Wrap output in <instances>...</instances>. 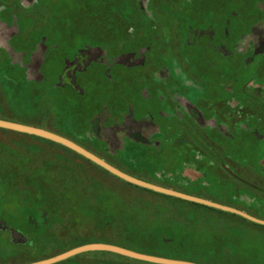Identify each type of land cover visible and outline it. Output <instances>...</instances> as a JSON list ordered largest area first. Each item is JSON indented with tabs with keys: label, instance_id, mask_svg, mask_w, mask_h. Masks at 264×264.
Returning <instances> with one entry per match:
<instances>
[{
	"label": "rangeland",
	"instance_id": "rangeland-1",
	"mask_svg": "<svg viewBox=\"0 0 264 264\" xmlns=\"http://www.w3.org/2000/svg\"><path fill=\"white\" fill-rule=\"evenodd\" d=\"M17 2L0 0L9 11H2L0 16L10 20L14 15L22 22L23 37L27 39L49 31L58 37L62 53L86 43L95 54L105 49L108 56L115 57L146 49L148 59L146 65L140 67H126L114 63L116 60L112 58L105 67L95 64L89 67L88 74L80 75L74 91L70 88L26 90L16 83L3 86L4 97L11 99L17 111L29 110L32 117H44L40 114L43 109L48 113L47 124L52 129L141 179L173 186L192 183L193 189H201V193L213 197L219 192L214 194L210 189L215 192L217 184L223 189L221 184L224 183L235 192L242 189L240 201L251 209L264 205L263 200L251 196L248 185L233 178L221 166V161L225 162L244 180L260 186L264 180V145L251 139L233 142L215 128L217 122L234 130L241 127L242 122L250 125L256 122L258 128L264 123V104H260L264 102V54L261 55L264 47L257 50L256 61L245 67L243 60L253 55L251 49L237 53L236 60L231 61L211 50L197 51L196 46L186 42L190 26L220 18L221 22L227 17L233 18L232 38L250 31L254 23L264 24V0H150L154 19L149 21L142 16L137 0H41L31 10H23ZM232 11L237 12L235 16ZM262 24L257 26L255 34L244 37V45L250 41L256 43L257 36L264 30ZM2 32L0 28V36ZM157 54L168 59L176 56L191 78L208 85L202 93L186 87L180 89V93L190 94L205 116L211 117L213 125L196 133L189 126L177 127L180 121L176 118H166L161 121L162 129L166 131L170 125L177 131L172 132L171 137L165 136L162 145L158 128L144 124L143 130L157 135L152 146L159 152L141 146L138 137L135 141H126L125 150L111 156L103 150V139L101 142L95 137L94 128L100 133L97 120L100 118L112 125L118 122L114 117L131 108L138 109L137 117L147 111L141 91L144 88L152 92L165 91L157 74V68L165 62ZM61 66L60 60L54 61L50 78L53 82L56 80L53 74ZM226 66L233 68L236 74L247 72L251 76L246 107L233 100L223 87L226 76L222 73ZM107 68L110 73L106 72ZM164 73L169 70L165 69ZM153 104L156 110L160 108L159 104ZM121 138L119 134L120 144ZM19 141L28 145L21 152L22 156L14 153L13 143ZM19 180H22L21 187L13 188L12 183ZM224 195L228 201L236 202L228 191L221 197ZM258 196L264 198L261 193ZM0 201L1 205L5 203V212L10 215L20 209L28 218L34 213L33 222L22 215V230L30 232V241L23 233L14 239L13 243L22 244L17 248L9 241H0V264H28L98 241L149 246L140 249L163 252L165 248L155 237L171 241L178 232L180 239L191 247L183 252L185 256L211 261L208 249L232 239L220 251L225 255L239 252L233 255L234 264H264V230L236 218L211 215L205 210L150 194L113 177L73 150L3 128H0ZM41 212L48 213V217H40ZM261 215L264 216V212ZM196 235L198 239L194 240ZM212 249L214 255H219V249ZM89 252L60 264H141Z\"/></svg>",
	"mask_w": 264,
	"mask_h": 264
},
{
	"label": "flooded vegetation",
	"instance_id": "flooded-vegetation-1",
	"mask_svg": "<svg viewBox=\"0 0 264 264\" xmlns=\"http://www.w3.org/2000/svg\"><path fill=\"white\" fill-rule=\"evenodd\" d=\"M40 1L41 0H21V8L23 10H31L37 7ZM137 3L144 19L146 21L153 20L154 9L150 4V0H137ZM1 8L2 11H8L6 10L7 8H4V6H1ZM236 13V11L231 12L232 16H235ZM0 18L6 20L1 16ZM220 20L207 22V24L204 25H196V27L190 26L191 30H189V37L188 39H186V42L190 45L196 46L197 51L201 52L211 50L213 52L219 53L225 59L231 61L236 60L235 57L237 53L240 54L246 49H251L253 50V55L251 54L249 56H246L243 60L245 67L251 66V64L256 61V56H258L257 50L264 47V30H262L263 32L260 36H257L256 43L250 41L249 43L244 45L242 41L245 36L255 34L257 26L262 23H254L250 25V31L241 32L235 38H232L231 30H233L234 27L233 18L227 17L223 20V22H221ZM3 23H1L0 26V28H3V32L1 33L2 36H0V43L1 45H3L7 41L8 46L6 50L10 56V59L18 63L19 65H22V75L27 82L26 84H24V88L27 90L31 88L42 90L43 88H45L48 89V91H52L59 88H63L64 90L70 88L72 91H74L75 84L78 82V78L80 77V75L85 76L86 74H88L90 70L89 67H92L95 64H98L96 67L107 66L109 64V59L111 58L116 60L114 63H120L122 65L124 64V66L126 67L145 66L148 62L146 49H139L134 52L132 51L127 55L120 54V56L115 57L108 56L105 49H101L99 54H95L89 49L92 47L84 43L82 47H78L75 49L70 48V50L62 53L61 51H59V39L54 33L49 31H46L45 33L39 32L35 37H30L29 39H27L23 37L24 32L22 30V22L16 20L15 17L12 22ZM220 23H222V27H219ZM262 25L264 26V24ZM220 30H222L223 36L220 35ZM262 54H264V52L261 53V55ZM157 57L165 62L163 65L157 68L158 77L164 84L165 91L163 92L162 90H158L156 92H152L149 88H144V90L141 91L142 96L146 100L145 103H147V111L143 112L141 116L137 117L135 116V114L137 115L138 109L131 108L129 109V111H125V113L114 117V119L118 118V122H114L112 125H107L105 121H102L100 120V118H98L97 127L99 128L100 133H98L97 130L93 127L94 134L97 140L102 142L103 139L104 141L103 150L107 151V153L111 156H116L118 153L123 152L126 147V141L129 140L132 142L135 141L134 139L138 137H140L138 138V140L141 143V146L146 148L151 147L154 151H157L152 146L155 137H157V135L160 136L163 145L165 136L167 137V135H170L171 137V133L177 131V128H174L170 125L169 127H167L168 130L164 131V129H162L161 121L166 118L172 120L176 118L180 121L177 127L180 126L183 129H186V126H189L196 133H199V131L201 132L211 129V126L213 125L211 117L205 116L204 110H202L201 107L198 106V102L192 100V98L189 96L190 94L187 93V95H185L184 93H180V89H183V87H186L191 91L194 90L195 93H202L203 91L207 90L208 85L200 84L195 79L191 78L189 76V72L185 69L184 65L178 60L176 56H172L170 59H168L157 54ZM53 60L55 62L57 60H60L62 64L60 70L56 74H53V78L56 79L54 82L52 81V79H50L52 78L51 68L53 67L54 63ZM165 69H168L169 73L165 74ZM106 72L110 73V68H107ZM222 75L226 76V80L225 82H223L224 86H222L226 88L230 93V97H233V100H236L238 104L246 107V98H249V92L247 89L249 87L248 84L250 83L251 76L247 72L236 74L234 73L233 68H231L230 66H226V69L224 70ZM159 97H161V99L167 98L168 100L163 101ZM153 103L159 104L160 108L156 110L153 106ZM260 104L262 105L264 104V102H260ZM8 106L12 111L15 112V107H11L13 105H10V103H8ZM217 123L218 124L215 127L216 131H218L221 136H224L225 138L233 142L251 139L259 144H262V146L264 145V131H262V128H264L263 122L260 124V128H258L259 126L256 127V122L252 123V125H250V123L242 122L239 123L241 127L238 126L237 130L231 129L229 126H226L222 122ZM144 124H152L153 126L158 128L159 133L157 135H154L150 131L143 130ZM69 130L70 129H68L67 131ZM56 133L68 137L69 139L77 142L78 144L89 150L86 145L80 143L79 141L74 140L62 133ZM119 134H122V144H120L118 140ZM22 135L35 136L26 133H22ZM38 138L41 140L51 141L42 137ZM13 144H15L16 146V149L14 151L16 156H22L23 151L26 149L25 147H28V145H25L21 141H19L18 143L14 142ZM22 146L24 147V149L20 150ZM29 147H32V145H29ZM35 147L37 148V146L34 145V148ZM91 152L94 153V151ZM95 154L100 157L102 156L101 154ZM20 183H22V180H19V182L16 184L12 183L14 186L13 188H20ZM260 184L261 185L259 186V188L262 189L260 193L264 196V180H262ZM4 195H7V193ZM261 200L264 201V198H261ZM4 206L5 203L1 205L0 201V207L2 208V210L0 209V241H9L14 247L17 248L18 246H22V244L19 245L13 243L16 236L23 233L25 236H27L29 241L31 238V234L29 231H27V229V232L22 230V215L25 220L27 219L29 222H33L34 213H30L28 218L26 214H22V210L20 209L19 212L10 215L5 212L6 210ZM38 209L39 211L41 210V208ZM40 217H42L43 219L45 217L47 218L48 213L41 212ZM2 238H4V240Z\"/></svg>",
	"mask_w": 264,
	"mask_h": 264
},
{
	"label": "water",
	"instance_id": "water-1",
	"mask_svg": "<svg viewBox=\"0 0 264 264\" xmlns=\"http://www.w3.org/2000/svg\"><path fill=\"white\" fill-rule=\"evenodd\" d=\"M0 128L3 129H8V130H13L16 132H21V133H26L30 135H35L38 137H42L48 140H51L53 142H56L58 144H61L76 153L84 156L88 160L92 161L96 165L100 166L110 174L139 187L161 193L164 195L180 198L186 201L194 202L197 204L205 205L211 208H215L218 210H222L225 212L237 214L247 220H250L254 223L264 225V219L256 217L240 208H236L233 206H229L226 204H222L220 202H216L214 200H210L207 198H203L200 196L192 195L183 191H179L173 188L165 187L156 183H152L149 181H146L144 179H141L139 177H136L130 173H127L120 168L112 165L105 159L101 158L100 156L96 155L95 153L91 152L90 150L86 149L85 147L81 146L77 142L69 139L68 137H65L61 134H58L56 132H53L51 130L34 126V125H29V124H24V123H19V122H14L10 120H5L0 118ZM89 251H107V252H112L116 254H120L132 259L140 260V261H145V262H150L154 264H200L197 262L189 261V260H183V259H173V258H167L163 256H157V255H151V254H146L142 252H138L126 247H122L116 244H111V243H105V242H92V243H87L83 244L74 248H71L63 253H60L58 255L45 258L42 260H38L35 262H31L28 264H56L58 262H61L63 260L69 259L73 256H76L81 253L89 252Z\"/></svg>",
	"mask_w": 264,
	"mask_h": 264
},
{
	"label": "trees",
	"instance_id": "trees-1",
	"mask_svg": "<svg viewBox=\"0 0 264 264\" xmlns=\"http://www.w3.org/2000/svg\"><path fill=\"white\" fill-rule=\"evenodd\" d=\"M221 166L224 168V170L229 173L233 178H235L236 180L240 181L241 183H243L244 185H248L250 187V192L252 193L251 196L253 198H257L259 200H261V197L258 196V193H260L262 191L261 188H259V186L257 185H254V184H250L249 182H247L246 180H244L240 175H238L232 168H230L225 162H222L221 161ZM184 170V169H183ZM158 170H155L154 172H157ZM107 172V171H106ZM109 173V172H107ZM110 174V173H109ZM112 175V174H111ZM113 177L123 181L124 183L130 185V186H133L135 188H138V189H141L145 192H148L150 194H153V195H157V196H161V197H164V198H167V199H170V200H174V201H177V202H181L183 204H187V205H190V206H193L194 208H198V209H202V210H205L207 212H209V214L211 215H215V216H224V217H232V218H236L246 224H250L252 226H254L255 228L259 229V230H264V225H260V224H257V223H254L250 220H247L237 214H233V213H229V212H225V211H222V210H218V209H215V208H211V207H208V206H205V205H201V204H197V203H194V202H190V201H186V200H183V199H180V198H176V197H172V196H168V195H164V194H161V193H157V192H154V191H151V190H148V189H145V188H142V187H139V186H136V185H133V184H130L114 175H112ZM154 177V176H153ZM155 178V177H154ZM146 181H149V182H152V183H156V184H159V185H162V186H165V187H169V188H173V189H176V190H179V191H183V192H186V193H189V194H192V195H196V196H201V197H204V198H207V199H211V200H214L216 202H220L222 204H226V205H229V206H233V207H236V208H240L256 217H259V218H262L264 219V216L261 215L263 214V207L264 205H261V208H255L254 210L251 209L252 207H248L247 205H245V203H242L240 200H241V193L240 191L242 189H239L237 192L234 191L233 188H230L228 186V184H224L222 183V187H224L223 189L220 188V186H218V184L216 185V189H215V192H213V189L211 191V193H214L216 194L217 192H219V194H217V196L215 195V197H213L211 194L210 196L209 195H205L203 193H201V189L199 190H195L193 189L192 187V183L191 184H188V185H178V186H173L171 184H167L166 183H160V182H157V181H154V180H151V179H144ZM171 182V181H170ZM173 183V182H171ZM200 184V183H199ZM198 184V185H199ZM229 187V188H228ZM201 188V187H200ZM209 191V192H210ZM225 191H228V195L229 197L236 201V202H231V201H228L224 196L221 197L222 194L225 193ZM193 212H196V209L195 210H192ZM261 213V214H260ZM214 216L210 217V219H213ZM209 220V219H208ZM179 232L177 233V236L175 238H173L171 241H168V240H161V237L160 236H157L155 237L156 241L160 244L161 247L165 248L163 250V252H158V251H154V250H149V249H140V248H150L149 246H143V247H134V246H131V245H125V244H119V243H114V242H108V241H98V242H105V243H111V244H116V245H119V246H122V247H126V248H129V249H132V250H135V251H138V252H142V253H146V254H151V255H157V256H163V257H167V258H173V259H183V260H189V261H193V262H197V263H200V264H234L233 262L235 261V258L233 257V255H237L239 252H232L231 255H225L222 251H220V248L223 247V245H225L226 243H229V242H232V239L229 240V241H223L220 243V245H217L216 247H211L210 249V252L208 253L209 255H212L210 256L209 258L211 259V261H209L208 259L204 260V259H197V258H194V257H190V256H185L183 255V252L187 249V248H191L189 245H186L184 243V241H182V239H180V236H179ZM195 238L198 239L197 235L194 236V240ZM168 241V242H167ZM92 243V242H91ZM86 244V243H85ZM156 247V246H155ZM153 248V247H151ZM212 248H216V250L219 249V255L218 254H213L211 251L213 250ZM90 253V252H88ZM92 253V252H91ZM95 253H99V254H106V255H111L112 257H118V258H122V259H125V260H128V261H132V262H136V263H141V264H154V263H150V262H145V261H140V260H136V259H132V258H129V257H126V256H123V255H120V254H116V253H112V252H107V251H95ZM83 254H86V253H83ZM83 254H79L75 257H78V256H81ZM213 256H216L215 259L212 258ZM73 257V258H75ZM72 259V257H71ZM262 260V259H261ZM66 261V260H65ZM64 262V261H63ZM62 263V262H59V264Z\"/></svg>",
	"mask_w": 264,
	"mask_h": 264
},
{
	"label": "crops",
	"instance_id": "crops-1",
	"mask_svg": "<svg viewBox=\"0 0 264 264\" xmlns=\"http://www.w3.org/2000/svg\"><path fill=\"white\" fill-rule=\"evenodd\" d=\"M17 4L19 7H21V0H18ZM1 6L2 5L0 4V12L2 11ZM13 19H14V16H11L10 20H7V19L4 20L0 18V24L3 22H12ZM7 46H8L7 41L3 45H1L0 43V118L5 119V120L14 121V122L39 126L42 128H48L55 132L61 133V131L57 129H52V127H50L47 124L48 123L47 122L48 113L44 111L43 109L40 110V114L43 115L44 117H37V116L32 117L31 116L32 111L31 113L29 110L22 111V112H20L19 110L17 111L13 102L10 101L11 99L8 100L7 97H4L3 86L6 87L8 85H12L13 83H16L24 87V84L27 83L22 75V65H19L18 63L10 59V56L6 50ZM29 90H34V89L31 88ZM8 103H10V105H13L11 107L13 108L15 107V112L10 109V107L8 106Z\"/></svg>",
	"mask_w": 264,
	"mask_h": 264
}]
</instances>
